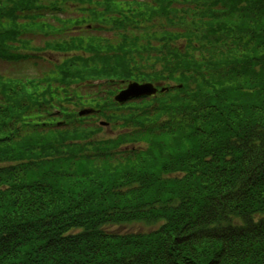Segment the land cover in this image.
Here are the masks:
<instances>
[{
  "label": "trees",
  "instance_id": "1",
  "mask_svg": "<svg viewBox=\"0 0 264 264\" xmlns=\"http://www.w3.org/2000/svg\"><path fill=\"white\" fill-rule=\"evenodd\" d=\"M0 61V264H264V0H0Z\"/></svg>",
  "mask_w": 264,
  "mask_h": 264
},
{
  "label": "rangeland",
  "instance_id": "2",
  "mask_svg": "<svg viewBox=\"0 0 264 264\" xmlns=\"http://www.w3.org/2000/svg\"><path fill=\"white\" fill-rule=\"evenodd\" d=\"M88 24V23H87ZM87 24L85 26H87ZM90 25V24H89ZM90 27V26H89ZM94 34H99V35H102L100 33V31L98 30H95L93 31ZM54 35H55V32H54ZM103 38L105 37H113V34L109 33V34H106V36L102 35ZM33 40H31L29 42V48H31V46L33 45H37V43L39 45H44V43L48 40L50 41H53L55 39V36H49V35H45V36H42V37H39V41L40 42H37V40L35 39V37L33 36ZM47 54H49L48 52H45L44 55L47 56ZM59 56V54H58ZM62 56V55H60ZM18 64H20V66H17ZM0 69H3V70H6L9 74H12L14 75V72H24V73H29L31 75H36L38 73L39 70H37V68L33 65H29V66H24L21 64V62H17V63H14L13 62V66L10 65V64H7V63H3V61H0ZM2 73H5V72H2ZM112 134V132H109ZM116 133V132H115ZM114 134V133H113ZM115 231H118V232H133V231H139V229H141V231H144V230H148V227L146 226H143V225H140V224H134V225H126V226H117L115 228H113Z\"/></svg>",
  "mask_w": 264,
  "mask_h": 264
},
{
  "label": "water",
  "instance_id": "3",
  "mask_svg": "<svg viewBox=\"0 0 264 264\" xmlns=\"http://www.w3.org/2000/svg\"><path fill=\"white\" fill-rule=\"evenodd\" d=\"M157 92V88L152 83H139L131 82L128 87L122 90L117 96L116 99L119 102H124L131 97L151 95ZM87 111L81 112L86 113Z\"/></svg>",
  "mask_w": 264,
  "mask_h": 264
}]
</instances>
